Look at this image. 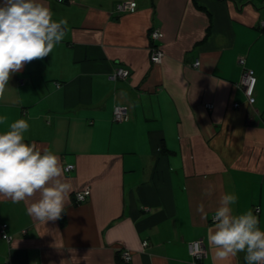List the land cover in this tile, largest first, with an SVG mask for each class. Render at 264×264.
I'll list each match as a JSON object with an SVG mask.
<instances>
[{
	"label": "crops",
	"instance_id": "obj_1",
	"mask_svg": "<svg viewBox=\"0 0 264 264\" xmlns=\"http://www.w3.org/2000/svg\"><path fill=\"white\" fill-rule=\"evenodd\" d=\"M123 1L42 0L54 20H67V34L12 75L0 132L26 119L25 142L74 166L64 172L71 191L61 217L45 224L26 203L0 198L11 237L0 231V264H213L207 230L224 193L264 231V0H132L134 12L118 13ZM119 66L128 78L112 79ZM244 69L257 76L254 103ZM117 105L126 122L111 121ZM96 130L109 133L96 142ZM86 188L91 195L78 203ZM198 239L207 256L195 262L188 243ZM244 255L218 264H246Z\"/></svg>",
	"mask_w": 264,
	"mask_h": 264
},
{
	"label": "clouds",
	"instance_id": "obj_2",
	"mask_svg": "<svg viewBox=\"0 0 264 264\" xmlns=\"http://www.w3.org/2000/svg\"><path fill=\"white\" fill-rule=\"evenodd\" d=\"M54 13L42 0H2L0 3V99L13 74L34 60H42L66 37V19L54 20ZM8 117L0 116V125ZM30 129L18 119L0 132V198L27 204V214L40 223L55 221L65 211L71 184L64 177L67 168L60 157L37 143L25 142ZM69 168L71 165L68 166ZM209 185L202 195L211 197ZM38 197V199H33ZM235 193L219 197L213 215L214 227L207 230V244L213 249V264L243 252L246 264H264V231L252 210L234 213ZM31 201V202H30ZM207 217L203 203L198 205Z\"/></svg>",
	"mask_w": 264,
	"mask_h": 264
},
{
	"label": "built area",
	"instance_id": "obj_3",
	"mask_svg": "<svg viewBox=\"0 0 264 264\" xmlns=\"http://www.w3.org/2000/svg\"><path fill=\"white\" fill-rule=\"evenodd\" d=\"M61 2V0H59ZM137 9V3L135 1L132 0H128V1H123L119 4H117L116 6V10L118 13H127V12H134ZM163 37V33L158 30H151L150 32V38L152 41H159L161 40V38ZM152 54H151V61L154 63H161L162 58H163V53L160 50L159 47L157 48H151ZM244 61L241 59L240 60V64H243ZM199 64V62L197 61L195 63V66H197ZM129 76V71L124 69L123 67H118L115 72L113 73L112 79H116V78H127ZM256 76L254 74L253 71H250L248 69H244V72L242 74V79H241V84L244 86L245 88V93L247 96V99L249 101V103H254V89L256 86ZM208 107H212V105H207ZM235 107H238L239 104H235ZM128 112L127 109L125 107H122L120 105L115 106L114 109V118L115 121L117 122H123L126 121L128 119ZM69 165H67L65 168H67V171H70L71 169L74 168L73 165H71V167H68ZM91 195V190L90 188H86L84 190L78 191L75 193V199L78 203H83L85 202L89 196ZM256 211H259V208L256 207L255 208ZM213 218V215H212ZM213 220V219H212ZM7 224H1L0 225V231H1V236L4 240L9 241L11 239V237L9 236V234L7 233ZM25 233V232H23ZM148 243L144 242L143 246H147ZM188 251L189 254L194 258L195 261H202L207 254L206 248L203 245V242L201 240H194L192 242H190L188 244ZM122 258L126 263H129L132 260V254L130 251L124 250L121 252Z\"/></svg>",
	"mask_w": 264,
	"mask_h": 264
},
{
	"label": "rangeland",
	"instance_id": "obj_4",
	"mask_svg": "<svg viewBox=\"0 0 264 264\" xmlns=\"http://www.w3.org/2000/svg\"><path fill=\"white\" fill-rule=\"evenodd\" d=\"M114 109H115V106H114V108L112 110V118H111V121L114 122V123H116L117 121H115V118H114ZM126 121H123V122H126ZM123 122H117V123H123ZM108 133H109L108 131H97L96 130V134H95V140H96V142H99L97 139H100L101 137H103L104 135H107ZM103 148H104V146H103Z\"/></svg>",
	"mask_w": 264,
	"mask_h": 264
},
{
	"label": "trees",
	"instance_id": "obj_5",
	"mask_svg": "<svg viewBox=\"0 0 264 264\" xmlns=\"http://www.w3.org/2000/svg\"><path fill=\"white\" fill-rule=\"evenodd\" d=\"M61 2H63V0H61ZM150 39H151V38H150ZM156 42H157V41H156ZM156 42L151 40V48H154V49H155V48L158 47V45H157ZM119 67H122V66H119ZM117 68H118V67H117ZM117 68H116V69H117ZM123 68H124V67H123ZM124 69H126V68H124ZM129 75H130V73H129ZM128 77H129V76H128ZM128 77H127V78H128Z\"/></svg>",
	"mask_w": 264,
	"mask_h": 264
},
{
	"label": "bare ground",
	"instance_id": "obj_6",
	"mask_svg": "<svg viewBox=\"0 0 264 264\" xmlns=\"http://www.w3.org/2000/svg\"><path fill=\"white\" fill-rule=\"evenodd\" d=\"M254 74H255V73H254ZM255 76H256V74H255ZM256 79H257V76H256ZM256 84H257V82H256ZM255 87H256V86H255ZM254 90H255V89H254ZM254 100H255V97H254ZM146 209H147V208H146ZM198 240H199V239H198ZM193 241H194V240H193ZM201 241H202V240H201ZM191 242H192V241H191ZM202 242H203V241H202ZM189 243H190V242H189ZM189 243H188V244H189ZM203 245H204V244H203ZM205 248H206V247H205ZM123 251H124V250H123ZM206 251H207V249H206ZM121 252H122V251H121ZM121 252H120V253H121ZM121 256H122V255H121ZM206 256H207V254H206ZM205 258H206V257H205ZM205 258H204V259H205ZM122 259H123V258H122ZM204 259H203V260H204ZM124 262H125V261H124ZM195 262H200V261H195ZM125 263H126V262H125Z\"/></svg>",
	"mask_w": 264,
	"mask_h": 264
}]
</instances>
